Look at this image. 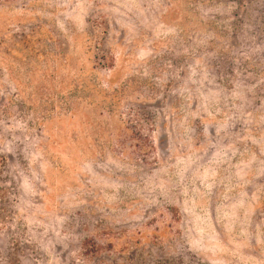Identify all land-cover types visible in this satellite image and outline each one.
Masks as SVG:
<instances>
[{
	"label": "rangeland",
	"instance_id": "obj_1",
	"mask_svg": "<svg viewBox=\"0 0 264 264\" xmlns=\"http://www.w3.org/2000/svg\"><path fill=\"white\" fill-rule=\"evenodd\" d=\"M0 264H264V0H0Z\"/></svg>",
	"mask_w": 264,
	"mask_h": 264
}]
</instances>
